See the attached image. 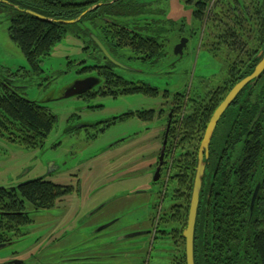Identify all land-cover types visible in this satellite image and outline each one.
Instances as JSON below:
<instances>
[{
	"label": "rangeland",
	"instance_id": "obj_1",
	"mask_svg": "<svg viewBox=\"0 0 264 264\" xmlns=\"http://www.w3.org/2000/svg\"><path fill=\"white\" fill-rule=\"evenodd\" d=\"M193 2L122 0L116 4L110 18L120 25H127L131 31L141 29L142 34L156 38L165 46V56L154 62H144L135 59L136 55L130 49L120 48L115 57L122 67L114 66L112 70L127 82L156 88L159 94L156 98L134 94L88 100L64 98V94L76 81L93 75L95 69L91 67L96 63L99 66L107 63L91 48L89 52L83 50L78 28L67 27L63 40L41 60L39 70L33 71L9 37L14 11L0 6V80L13 79L21 97L46 107L57 119L39 149H25L0 136V186L45 178L54 184L72 187L70 194L57 201L51 210L33 213L26 204L33 222L22 229L25 235L16 243L0 250V264H31L35 261L59 264L74 257L87 233H96L97 227L105 225L114 216H131L135 212L144 219L151 212L148 204L134 212H131L133 207L120 208L129 193L144 189L149 192L146 197L154 199L152 192L158 186L164 188L166 183L168 206L169 201L176 203L181 199L184 203L182 223L186 227L187 192L184 186L168 181L170 174H176L168 167L174 160L173 155L166 156L161 184L150 183L166 124V117L161 118L159 110H167L166 100L169 102L174 94L183 93L192 99L195 95L204 98L227 76V64L202 51L197 36L193 35L198 29L193 25ZM182 39L187 40L183 53L175 55V47ZM165 91L170 94L168 99L162 97ZM150 110L155 112L153 118L137 114L124 117ZM113 117L119 119L112 126H105ZM136 133L139 139L132 142L133 146L125 142L129 135ZM186 148L187 145L183 152ZM110 200L114 201L105 211H94ZM116 204H119L117 208ZM40 248L47 251L37 253ZM152 255V264L160 262L156 251Z\"/></svg>",
	"mask_w": 264,
	"mask_h": 264
},
{
	"label": "flooded vegetation",
	"instance_id": "obj_2",
	"mask_svg": "<svg viewBox=\"0 0 264 264\" xmlns=\"http://www.w3.org/2000/svg\"><path fill=\"white\" fill-rule=\"evenodd\" d=\"M245 1L247 0H194L193 2V25L194 27H198V29H195V33L193 32V35L195 34L197 36L199 48L210 54L216 61H220L223 64L226 63L227 74L230 60H239L240 66L242 67V74L245 75L248 72V65H253L254 69L259 61V57L264 55L261 28L262 13L259 12L256 14L257 18L253 21L249 18L247 5L244 3ZM255 7L258 8L260 6L256 5ZM117 25L120 26V28H118L119 31L123 28L122 31L130 37H134V35H140L142 38L148 37L142 34L141 29H134L131 31L128 29L127 25L123 27L120 24ZM84 47L91 48L97 52L92 45ZM119 49L120 48L114 50L115 55ZM86 52H89V50ZM99 54L102 58L103 55L101 52ZM115 55L114 58L118 61ZM135 55L137 59L141 60L140 55ZM105 62L107 63V61ZM109 63L105 66H99V64L96 63L94 66L95 68L92 67L95 69L94 74L88 75L85 79L92 78L95 81L98 80L99 84L91 90L79 96H75V98L88 100L91 98H116L118 96H123L119 94L120 92H116V90H113L112 87L107 86L104 82L105 74L103 70L100 69L101 67H107L110 74L124 80L113 72L112 67H114V65ZM253 69H251L250 73L245 75V77L250 75ZM263 75L264 72L254 86L247 85L237 95L235 100L220 117L213 132L209 145L208 158L206 160L204 183L198 208V213L199 209L203 210L211 221H217L225 217H233L235 219L241 217L250 218L253 213L258 210V205L264 200V93L261 90L264 84L260 83L261 80L264 81ZM8 81H10L11 87L16 88L13 79H8ZM234 85L235 84L227 86L224 81H222L220 86L208 92L204 98L197 95H195V98H199L200 101L211 102L216 99L218 92H224L220 102L213 110L212 116L216 108L224 100ZM185 94L187 96L185 103H187L192 98L189 97L187 93ZM166 101L168 105L167 110H159L160 117H166L162 144L167 131V125L168 123L170 124L163 166L166 164V156L168 155L171 157L172 155H169L167 152L169 142H173V138L170 137V129L175 125L172 124L174 120L173 110L170 108L171 106H169L171 100L169 102L168 100ZM161 107L163 106L161 105ZM187 110L188 107H185L181 111L182 118L189 114ZM147 112H153L152 118L154 117L155 112L153 110L129 113L124 117L137 113L145 114ZM137 116L141 117V115L138 114ZM117 119L119 118L113 117L110 123L105 126H112L116 123ZM85 131H88V128H85ZM100 131L103 132L104 129ZM138 135V133L129 135L125 142L132 144L133 141L139 139ZM200 143L201 141L198 144L196 155ZM178 144L177 139L173 149L174 160L170 161V165L168 159L170 171L171 169L172 171H176V174H170L168 181L175 182L177 186L180 185L178 180H182L183 172L189 169V164H186L184 161L186 153V151L183 152L184 145L181 143L180 145ZM187 149L188 147L185 150ZM160 151L152 173L153 178L150 183L152 185H160L163 178L162 172L164 167L162 166L159 180L154 182V174L158 166ZM250 151H255L252 164L246 163L249 159ZM143 177H146V175ZM161 186H158V189L152 192L154 199L150 198V196L146 197V194H149L148 191L139 189L133 190L129 193L130 196L126 197V201L124 199V202L120 203V208L123 209L133 207L131 208V212L139 210L137 208H142L144 204H148L151 212H149L144 219L139 218L135 212L131 216L128 214V216H121L119 214L114 216L105 225L97 227L96 233H87L81 242L79 252L75 253L76 256L64 259L58 263L152 264V253L156 251L159 254L160 262L154 264H183L182 245H184V240L182 238V233L185 227L183 226L182 219L184 214V203L181 199L176 200V203L169 201L170 204L168 206L166 197L168 193V183H166L164 188ZM69 187L72 189L71 186ZM256 189H258V191L256 193L254 205L251 207L252 198ZM11 191L18 192V190ZM113 201L114 200L103 202L99 205L100 207L96 209H99L98 212L105 211V209L110 207L109 205H111ZM118 205L119 204H116L115 207L117 208ZM28 206L33 213L44 211L34 210L30 205ZM96 209H94V211ZM167 209L170 211H167ZM246 209L248 211L247 213ZM25 210L29 216L30 211L27 208ZM92 212L89 213V215H91ZM198 219H200V216L197 214L194 239L198 226ZM30 220L32 223L33 220ZM30 224L26 225L25 228L30 226ZM112 226L113 228L110 230ZM23 228L24 227L19 228L20 232L18 233L20 234H17V231L14 229L3 228L0 230V245L4 246L3 249L16 243L17 239L22 237L20 235H25L22 231ZM104 231L107 232L103 233ZM46 251L45 248H40L37 253H44ZM20 264L22 263L20 262ZM31 264H40V262L35 261Z\"/></svg>",
	"mask_w": 264,
	"mask_h": 264
},
{
	"label": "trees",
	"instance_id": "obj_3",
	"mask_svg": "<svg viewBox=\"0 0 264 264\" xmlns=\"http://www.w3.org/2000/svg\"><path fill=\"white\" fill-rule=\"evenodd\" d=\"M2 1H5L6 4L0 3L1 7L11 8L15 13L11 19L9 37L21 50L33 71L39 70L41 60L50 55L52 48L61 42L68 32L66 28L73 25L82 34L80 40L84 51L90 49L84 46L92 45L100 53L90 39V34H93L113 57L114 50L117 48L131 49L135 54L140 55L142 61L154 62L165 56V46L160 44L156 38H142L140 35L130 37L122 31L123 28L119 31L120 26L110 17L114 13L116 4L122 0ZM244 3L247 5L249 18L253 21L257 18L256 14L262 13L261 28L264 45V0H247ZM256 5L260 7L257 8ZM25 10H30L48 19L66 21L77 19L84 12H88L80 22L64 25L42 21L21 12ZM102 58L107 61L104 57ZM107 63L109 62L107 61ZM228 68V74L223 81L225 85L231 86L249 74L253 65H248V72L245 75L242 74L239 60H230ZM100 69L105 74V84L116 92H120V95L141 94L156 98L159 94V91L151 86L142 83H129L114 77L107 67ZM8 79L10 77L0 80V136L6 137L10 142L25 149L42 148L57 119L46 107L21 97L17 91L18 88L11 87ZM260 83L264 84V81L261 80ZM261 90L264 93V87ZM223 94L224 92H218L216 99L211 102L194 98L185 103L187 97L185 93L174 94L171 98L169 106L173 110L172 124L175 125L170 129V137L173 138V142H169L167 153L173 155L174 143L177 139L178 145L181 143L184 147L186 145L188 147L184 161L189 164V169L183 172L182 180H178L187 192L186 212L195 174L198 144L209 118ZM169 95V92L165 91L162 97L168 99ZM185 107H188L189 114L182 118L181 111ZM137 114L153 116V112ZM254 157L255 151H250L246 163L252 164ZM71 190L68 186L57 185L41 178L27 182L18 189V192L0 191V230L3 228L14 229L17 234H20L18 233L20 232L19 228L31 223L25 212L26 204L34 210H49ZM262 202L250 218L225 217L211 221L204 211L199 209L200 219L197 220L198 226L194 239L195 264H264V200ZM182 254L183 264H185L184 247Z\"/></svg>",
	"mask_w": 264,
	"mask_h": 264
},
{
	"label": "water",
	"instance_id": "obj_4",
	"mask_svg": "<svg viewBox=\"0 0 264 264\" xmlns=\"http://www.w3.org/2000/svg\"><path fill=\"white\" fill-rule=\"evenodd\" d=\"M0 3L6 4L5 1L0 0ZM100 6V5H98ZM24 12L27 15H30L32 17H35L39 20L51 22V23H57V24H64V25H73L81 21L83 16L88 12H84L82 15H80L77 19L74 20H53L48 19L42 15H39L35 12H32L30 10L21 11ZM90 39L95 44L97 49L101 52L103 57L110 62L114 66L122 67V65L115 60L113 56L110 55V53L106 50V48L103 46V44L100 42V40L93 34H90ZM187 40L182 39L179 44L175 47L174 54L181 56L183 53V49L186 46ZM264 72V55L259 57V61L257 62L256 66L254 67L252 73L245 78L239 80L235 83V85L231 88V90L228 92L224 100L220 103V105L216 108L215 112L211 116L206 129L204 131V134L202 136L201 143L199 145L198 153H197V162L195 167V174L191 189V195H190V201H189V207H188V213H187V222L186 227L183 230L182 238L184 240V255H185V264H195L194 263V229L198 214V208H199V202H200V196L202 192V186H203V179L205 175V168H206V160L208 158V151H209V145L210 141L213 135V132L215 130V127L220 119V117L223 115V113L226 111V109L231 105V103L235 100L237 95L247 86L251 85L254 86L257 80L261 77V75ZM98 80H93L92 78H88L82 81L75 82L72 86L67 89V91L64 94V98H71L75 96H79L83 94L84 92H87L91 90L93 87L98 85ZM170 124L167 125V131L164 136V141L162 144V149L160 151V156L158 160V166L156 168L155 174H154V182H157L159 180L160 176V170L163 166L164 156H165V150L167 145V137H168V129ZM41 179V178H40ZM26 183L17 184L14 186H0V191H11V190H18L21 186H23ZM258 189H256L253 198L251 207L254 205L256 193ZM99 209H96L95 212H97ZM4 246L0 245V250L3 249ZM14 264H20V262H13Z\"/></svg>",
	"mask_w": 264,
	"mask_h": 264
}]
</instances>
